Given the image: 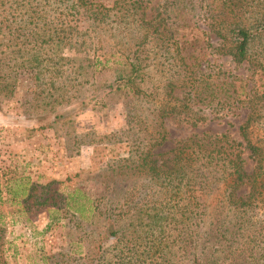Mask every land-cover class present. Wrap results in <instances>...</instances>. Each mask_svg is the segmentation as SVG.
I'll use <instances>...</instances> for the list:
<instances>
[{
	"label": "rangeland",
	"instance_id": "obj_1",
	"mask_svg": "<svg viewBox=\"0 0 264 264\" xmlns=\"http://www.w3.org/2000/svg\"><path fill=\"white\" fill-rule=\"evenodd\" d=\"M248 1L240 14L262 17L264 0ZM208 3L102 0L110 13L95 20L93 11L74 8L75 0H0V264H118L111 231L118 229L117 239H156L151 227L127 218L116 226L102 216L82 222L64 199L82 189L101 203V211H125V200L114 202L130 195L136 197L130 202L133 208L158 206L154 195L159 187L145 177L120 176L111 182L106 177L111 168L126 165L124 160L136 161L142 140L158 136V114L152 109L161 104L168 83L178 85L173 95L180 100L190 91L191 84L187 80L182 84L179 74L180 41H191L194 57H204L196 77L236 78L238 94L252 88L258 99L255 104L264 105V37L253 46L263 66L236 65L217 52L219 39L208 32ZM136 55L143 88L152 99L134 106L126 93L112 90L119 73L126 71L115 63ZM105 56L110 60L108 68L95 67V59L103 61ZM247 77L249 81L242 83ZM82 103L85 106L79 109ZM193 108L197 118L207 120L187 118L190 111L179 109V114L164 119V144L152 139L156 153L170 151L193 134L227 133L243 141L239 127L247 109ZM128 115L132 121L135 115L142 116L146 126L135 120L127 125ZM257 132L261 135L263 127ZM247 155L244 159L252 172L255 166ZM251 215L252 227L231 238L236 245L247 242L254 232L256 239H264L260 226L264 208ZM173 256L162 264H186L183 257Z\"/></svg>",
	"mask_w": 264,
	"mask_h": 264
},
{
	"label": "trees",
	"instance_id": "obj_2",
	"mask_svg": "<svg viewBox=\"0 0 264 264\" xmlns=\"http://www.w3.org/2000/svg\"><path fill=\"white\" fill-rule=\"evenodd\" d=\"M75 1L74 8L93 11L95 20L110 13L102 0ZM206 1L211 2L205 5L208 14H211L207 19L211 22L208 32L219 39L216 41L217 52L230 58L236 65L263 66L259 60L260 53L253 52V46L264 37V15L257 18L240 14L243 6L249 4L248 0ZM203 2L205 4V0ZM229 15H232L231 19H228ZM215 38L211 37L210 40L213 42ZM190 43L180 41L181 64L178 65L181 82L183 84L187 80L191 84L190 91L180 100L173 95L178 85L168 83L161 104L156 106L154 103L156 108L152 109V113L158 114L155 120L158 136L148 141L142 140L139 152L134 155L136 161L124 160L126 165L111 168V175L106 177L110 182L120 176L134 177L139 174L145 177L149 183L159 187V192L154 195L157 196L158 206L146 210L136 205L133 208L130 202L134 203L136 197L130 195L114 202L119 204L125 200V211L116 213L113 208L101 211V203L88 197L82 189L69 193L64 199L65 206L82 222L102 216L111 226L127 218L132 223L139 221L146 228L151 227L150 232L156 239H117L120 238L118 229L111 231L110 238L116 241L113 250L117 253L114 256L118 264H162L166 262V257L173 256L177 251L173 257H183L186 264H264V239H256V232L247 237V242L239 245H236V239H231L238 236L240 229L252 227L251 213L254 214L259 207L264 208V105L255 104L258 99L252 88L245 95L238 94L236 78L224 76L207 81L196 77L204 57H194L196 53ZM102 59L96 58L94 66L108 68L109 58L105 56ZM138 60L136 55L128 61L115 63L122 65L126 71L119 73L117 88L112 90L113 93H126L134 106L151 98L143 88V70ZM247 81L249 77L241 79L242 83ZM198 105L213 110L218 107L235 111L247 109L249 113L239 127L243 141L237 142L227 133L193 134L176 143L170 151L156 153L155 145H151L152 139L159 141L160 145L164 144V119L179 114V109L190 111L187 118L207 120L205 117L197 118L193 107ZM84 106L85 103H82L78 108L83 109ZM191 113H195V116L191 117ZM134 118L133 121L146 126L142 116L135 115ZM133 121L128 115L127 125L132 126ZM259 127H263V133L258 136ZM145 142L147 145H143ZM246 153L255 166L252 172L247 169ZM155 197H152L153 201ZM260 226L264 228V223Z\"/></svg>",
	"mask_w": 264,
	"mask_h": 264
}]
</instances>
